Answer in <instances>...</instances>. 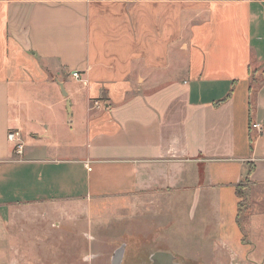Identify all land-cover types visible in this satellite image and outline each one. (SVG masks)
<instances>
[{"label":"crops","instance_id":"crops-1","mask_svg":"<svg viewBox=\"0 0 264 264\" xmlns=\"http://www.w3.org/2000/svg\"><path fill=\"white\" fill-rule=\"evenodd\" d=\"M239 186L264 213V0H0V264H15L12 209L68 222L74 202L155 221L194 206L227 256Z\"/></svg>","mask_w":264,"mask_h":264},{"label":"rangeland","instance_id":"rangeland-1","mask_svg":"<svg viewBox=\"0 0 264 264\" xmlns=\"http://www.w3.org/2000/svg\"><path fill=\"white\" fill-rule=\"evenodd\" d=\"M184 52L179 49L173 54L174 63H179L178 57H187ZM176 67L172 66L171 70ZM61 94L64 96L62 90ZM75 112L79 115L78 109ZM65 116L66 121L71 120L69 107ZM42 118L51 126L48 139H53L55 129L60 130V143L68 138L66 131L59 127L62 114L60 117L48 112ZM42 146L45 151L52 145ZM58 146L65 144L58 143ZM64 205L73 213V221L59 219L62 216L60 206L57 209L50 205H24L11 210V259L15 264H114L116 253L122 248L121 264H150L156 252L164 251L175 254L177 264H264V213L257 208L251 211L250 205L241 225L243 246L236 242L235 253L227 252V256L222 257L220 253L208 251L206 246H215L214 240L220 235L199 222L200 211L194 214V206L186 210H160L161 218L156 216L155 221L151 216L131 220L126 205L122 211L114 210L113 205L108 209L99 206L87 209L79 202ZM88 211L93 214L92 218ZM163 223L165 226L172 223L170 231L167 229L169 234H165ZM171 248L185 256L174 253Z\"/></svg>","mask_w":264,"mask_h":264},{"label":"trees","instance_id":"trees-1","mask_svg":"<svg viewBox=\"0 0 264 264\" xmlns=\"http://www.w3.org/2000/svg\"><path fill=\"white\" fill-rule=\"evenodd\" d=\"M237 196L240 199V202H239V205H238L237 221L239 223V226L241 227V225L245 222L244 215L249 210V199H248V194L246 192V186H243V187L239 186L237 188ZM243 232H244V230H243Z\"/></svg>","mask_w":264,"mask_h":264},{"label":"built area","instance_id":"built-area-1","mask_svg":"<svg viewBox=\"0 0 264 264\" xmlns=\"http://www.w3.org/2000/svg\"><path fill=\"white\" fill-rule=\"evenodd\" d=\"M73 77H75L76 79H79L80 80V74L77 73V72H73ZM254 127L256 129H259L260 130V126L255 124ZM8 140L11 144H13V147H14V150H15V153L18 155V156H23L24 155V149H25V146L24 144L22 143V140H21V134L19 131H10L8 133Z\"/></svg>","mask_w":264,"mask_h":264},{"label":"water","instance_id":"water-1","mask_svg":"<svg viewBox=\"0 0 264 264\" xmlns=\"http://www.w3.org/2000/svg\"><path fill=\"white\" fill-rule=\"evenodd\" d=\"M59 85H60V88L62 90L63 95L66 96L67 93H66V91L64 89V86L61 83ZM172 258H173V256L170 253H167V252H156L152 256V261L155 264L156 263L160 264L163 259H172ZM122 260H123V248L116 253L114 264H121Z\"/></svg>","mask_w":264,"mask_h":264},{"label":"flooded vegetation","instance_id":"flooded-vegetation-1","mask_svg":"<svg viewBox=\"0 0 264 264\" xmlns=\"http://www.w3.org/2000/svg\"><path fill=\"white\" fill-rule=\"evenodd\" d=\"M124 249V248H123ZM171 254V253H170ZM173 256L172 259H163L162 262L160 264H177V258L176 256H174L173 254H171ZM152 260V259H151ZM150 264H155L153 261H151ZM157 264V263H156Z\"/></svg>","mask_w":264,"mask_h":264}]
</instances>
